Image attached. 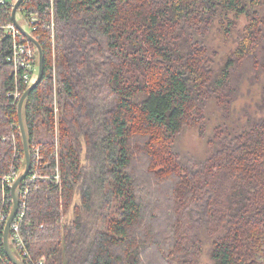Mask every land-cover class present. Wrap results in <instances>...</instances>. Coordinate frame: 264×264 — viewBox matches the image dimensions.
<instances>
[{
    "label": "trees",
    "instance_id": "16d2710c",
    "mask_svg": "<svg viewBox=\"0 0 264 264\" xmlns=\"http://www.w3.org/2000/svg\"><path fill=\"white\" fill-rule=\"evenodd\" d=\"M13 7H1L2 25L13 21ZM21 7L49 24L54 12L55 22L54 44L50 29L33 32L45 72L23 110L32 162L40 148L48 177L30 189L22 225L34 258L198 264L205 236L215 264H264V117L239 123L232 108L244 61L262 68L264 107V0H54L53 12L51 0H24ZM242 16L239 44L216 74L207 36L217 19L229 22L227 33ZM11 50L0 28V207L14 142L22 172L26 165L20 100L8 97ZM29 87L21 85L22 95ZM213 104L228 119L209 139L211 153L182 160L176 138L186 128L203 136ZM220 173L232 181L226 192Z\"/></svg>",
    "mask_w": 264,
    "mask_h": 264
},
{
    "label": "rangeland",
    "instance_id": "374dc122",
    "mask_svg": "<svg viewBox=\"0 0 264 264\" xmlns=\"http://www.w3.org/2000/svg\"><path fill=\"white\" fill-rule=\"evenodd\" d=\"M14 1L17 0H7ZM229 18L234 20V16L230 15ZM17 21L24 27L27 32H30L29 25L27 24L21 11L17 13ZM227 20L217 19L211 31L207 36V43L211 49L218 53L216 58L215 70L219 74L225 64L226 57L230 54L239 44L242 36V31L248 23L245 16L237 19L236 28L225 32L224 27L228 26ZM261 56L259 55L260 59ZM236 77L239 83H233L237 89L235 94L232 108L234 110V118L239 123H246L248 121L257 120L264 117V107L262 105L263 97V71L261 66L254 65L252 61H244L236 71ZM56 108L57 115H59L58 104L55 102L54 109ZM56 115V116H57ZM206 133L202 136L198 128H186L175 140V146L178 154L184 161H195L205 159L212 151L209 147V139H214L217 133L218 125L224 123L228 118V111L213 104L207 113ZM169 147V145H167ZM14 152V150H13ZM218 179L222 182L225 192L230 189L232 181L224 174L220 173ZM226 188V189H225ZM205 244L203 253L198 264H215L211 258L212 241L204 236Z\"/></svg>",
    "mask_w": 264,
    "mask_h": 264
},
{
    "label": "built area",
    "instance_id": "2783aa9c",
    "mask_svg": "<svg viewBox=\"0 0 264 264\" xmlns=\"http://www.w3.org/2000/svg\"><path fill=\"white\" fill-rule=\"evenodd\" d=\"M52 1V12L54 6V0ZM7 0H0V9L5 5ZM24 10L28 21L27 24L30 28V34L33 35L38 41L39 36L36 37L33 32H36L38 29H50L52 43L54 44V33H55V22H54V12L52 14V21L50 24L45 20L41 19L37 14L30 13L26 9L20 8V11ZM0 28H3L7 35L12 39V50L11 54L8 56L7 61L13 68L14 78H15V89L8 94V97L12 98L15 103L22 97L21 85L25 84L31 86L34 82L35 76L39 72L38 58L39 53L37 52L36 46L24 36L14 22L2 25L0 19ZM55 113L57 111L55 108ZM57 118V116H56ZM13 139L16 141V135H13ZM20 149L17 147V144L14 142V152L12 158V164L10 166L9 172L2 177V197L3 203L0 207V243L3 241L4 230L8 219L11 215L13 208V198L11 194L12 187L20 176L22 172L23 160L20 158ZM35 164L32 162V168L29 176L22 182L20 185L19 192V209L18 213L12 223L10 229L9 241L11 248L17 258L23 262V264H45L46 258H34L27 247L25 238L22 235V225L28 214V196L30 194V189L37 186V182L40 180L48 179V177L43 176L40 172V166L42 157L40 155V148L34 150ZM57 183L60 182L61 176L60 171L57 166L56 174L54 177ZM2 234V235H1ZM0 264H14L6 255L5 252H2L0 249Z\"/></svg>",
    "mask_w": 264,
    "mask_h": 264
},
{
    "label": "water",
    "instance_id": "95a60500",
    "mask_svg": "<svg viewBox=\"0 0 264 264\" xmlns=\"http://www.w3.org/2000/svg\"><path fill=\"white\" fill-rule=\"evenodd\" d=\"M24 0H17L16 3L14 4L13 11H12V20L14 24L17 26V28L20 30V32L26 36L37 48L38 53H39V72L37 79L35 82L23 93L19 105H18V118H19V127H20V133L22 136V141H23V148L25 152V169L24 171L20 174V176L17 178L15 181L11 194L13 198V208L11 211V215L8 219V222L5 227L4 231V249L5 253L8 256V258L14 263V264H23L22 261H20L17 256L14 254L11 244L9 241V236H10V229L12 226V223L18 213L19 209V192L18 189L22 182L29 176L31 168H32V155L30 152V147H29V139H28V133L26 130L25 126V121H24V105L26 102V99L28 96L31 94L33 90L37 88V86L41 83L43 77H44V72H45V62H44V51L42 48V45L40 42L29 32H27L24 27L17 21V13L21 8V5L23 4Z\"/></svg>",
    "mask_w": 264,
    "mask_h": 264
},
{
    "label": "bare ground",
    "instance_id": "6f19581e",
    "mask_svg": "<svg viewBox=\"0 0 264 264\" xmlns=\"http://www.w3.org/2000/svg\"><path fill=\"white\" fill-rule=\"evenodd\" d=\"M24 227V226H23ZM27 239V238H26Z\"/></svg>",
    "mask_w": 264,
    "mask_h": 264
}]
</instances>
